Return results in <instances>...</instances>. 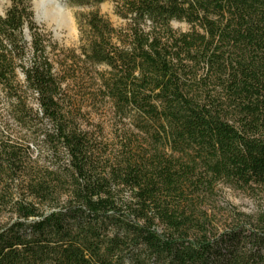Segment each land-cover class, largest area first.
Instances as JSON below:
<instances>
[{
	"label": "trees",
	"instance_id": "trees-1",
	"mask_svg": "<svg viewBox=\"0 0 264 264\" xmlns=\"http://www.w3.org/2000/svg\"><path fill=\"white\" fill-rule=\"evenodd\" d=\"M8 1L0 264H264V212L218 229L198 199L264 190V0H67L125 21L78 19L89 99L121 125L112 150L82 129L31 0Z\"/></svg>",
	"mask_w": 264,
	"mask_h": 264
},
{
	"label": "rangeland",
	"instance_id": "rangeland-1",
	"mask_svg": "<svg viewBox=\"0 0 264 264\" xmlns=\"http://www.w3.org/2000/svg\"><path fill=\"white\" fill-rule=\"evenodd\" d=\"M41 0H31L32 20L35 27L45 35L52 45L50 57L55 71L67 77L68 97L73 101L80 113V123L85 131L100 132L103 142L112 150L116 146L115 135L119 133L121 125L114 123L110 105L101 100L91 101L92 92L91 73L82 66L79 57L80 28L78 19L90 12L96 11L105 18L115 29L123 28L125 21L116 12V4L107 1L98 5L77 6L67 0H56L61 14L56 20L44 17L40 8ZM8 0H0V15L8 8ZM47 8H54L46 5ZM171 28L177 31H187L190 26L183 22L172 21ZM25 39L29 40L27 31ZM105 71L104 67L94 69ZM201 210L204 211L213 224L221 229L229 224L236 215L255 217L264 212V190L256 192H242L226 186H217L213 192L198 198Z\"/></svg>",
	"mask_w": 264,
	"mask_h": 264
},
{
	"label": "bare ground",
	"instance_id": "bare-ground-1",
	"mask_svg": "<svg viewBox=\"0 0 264 264\" xmlns=\"http://www.w3.org/2000/svg\"><path fill=\"white\" fill-rule=\"evenodd\" d=\"M39 5L45 18L53 21L61 16L59 12L61 8L54 0H41ZM46 5H51L54 8H47Z\"/></svg>",
	"mask_w": 264,
	"mask_h": 264
},
{
	"label": "water",
	"instance_id": "water-1",
	"mask_svg": "<svg viewBox=\"0 0 264 264\" xmlns=\"http://www.w3.org/2000/svg\"><path fill=\"white\" fill-rule=\"evenodd\" d=\"M56 2V0H54ZM58 4V3H57ZM59 5V4H58ZM60 6V5H59ZM61 7V6H60Z\"/></svg>",
	"mask_w": 264,
	"mask_h": 264
}]
</instances>
